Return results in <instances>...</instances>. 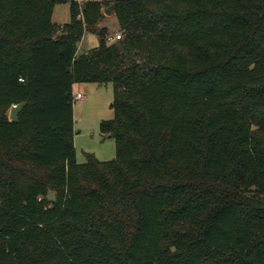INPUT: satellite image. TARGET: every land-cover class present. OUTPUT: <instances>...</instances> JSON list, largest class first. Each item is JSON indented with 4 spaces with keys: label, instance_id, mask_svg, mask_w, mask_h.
I'll return each instance as SVG.
<instances>
[{
    "label": "trees",
    "instance_id": "obj_1",
    "mask_svg": "<svg viewBox=\"0 0 264 264\" xmlns=\"http://www.w3.org/2000/svg\"><path fill=\"white\" fill-rule=\"evenodd\" d=\"M86 83L110 161H77ZM0 264H264V0H0Z\"/></svg>",
    "mask_w": 264,
    "mask_h": 264
},
{
    "label": "rangeland",
    "instance_id": "obj_2",
    "mask_svg": "<svg viewBox=\"0 0 264 264\" xmlns=\"http://www.w3.org/2000/svg\"><path fill=\"white\" fill-rule=\"evenodd\" d=\"M79 1V0H78ZM84 1H101L103 3L115 0H80ZM69 4V3H68ZM69 7L67 4H60L54 9L53 21L62 28L68 24L71 16L69 15ZM109 7L104 9V12ZM106 18L101 23V26L108 28L113 36L119 31L118 21L113 10L110 15L106 14ZM121 32V31H119ZM86 40L81 46L82 52L99 47L101 36L96 32H87ZM87 95L84 100H75L74 103V124L75 135L74 143L76 148L77 161L85 163L87 155L93 154L98 160L110 161L116 158V140L107 134L102 133L101 123L103 120L113 119L114 109L111 107L114 98L113 84H96L86 83L78 84L75 90ZM10 115V110H9Z\"/></svg>",
    "mask_w": 264,
    "mask_h": 264
},
{
    "label": "water",
    "instance_id": "obj_3",
    "mask_svg": "<svg viewBox=\"0 0 264 264\" xmlns=\"http://www.w3.org/2000/svg\"><path fill=\"white\" fill-rule=\"evenodd\" d=\"M113 10V6H109V8L104 12V14L110 15L111 11ZM26 105V102L24 103H20L17 105H13L10 109V115H9V119L12 122H17L20 113L23 111L24 106ZM49 200L55 202L56 201V196L55 194H51L49 196Z\"/></svg>",
    "mask_w": 264,
    "mask_h": 264
},
{
    "label": "built area",
    "instance_id": "obj_4",
    "mask_svg": "<svg viewBox=\"0 0 264 264\" xmlns=\"http://www.w3.org/2000/svg\"><path fill=\"white\" fill-rule=\"evenodd\" d=\"M122 36H123L122 33L118 32V33H116L115 36L109 37L108 42H115L116 40L121 39ZM75 93H76L75 100H84L87 97V95L84 93H81V92H75Z\"/></svg>",
    "mask_w": 264,
    "mask_h": 264
},
{
    "label": "crops",
    "instance_id": "obj_5",
    "mask_svg": "<svg viewBox=\"0 0 264 264\" xmlns=\"http://www.w3.org/2000/svg\"><path fill=\"white\" fill-rule=\"evenodd\" d=\"M79 1H80V0H79ZM67 5H69V4H67ZM56 7H57V6H56ZM56 7H55V8H56ZM69 15H70V7H69ZM70 16H71V15H70ZM70 19H71V18H70ZM86 38H87V36H86V34H85L83 41L79 44L78 55H83V54H85V53H87L88 51L91 50V49L88 48V50H86L85 53H81V52H82V49H81V46H80V45H83V42L86 40ZM77 85H78V84H77ZM77 85L74 87V90H75V88L77 87ZM75 92H80V91H79L78 88H77V90H75Z\"/></svg>",
    "mask_w": 264,
    "mask_h": 264
}]
</instances>
